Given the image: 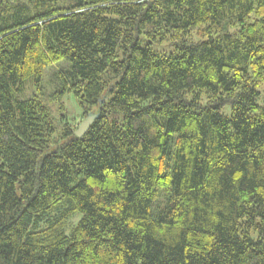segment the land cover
I'll return each instance as SVG.
<instances>
[{
    "label": "trees",
    "instance_id": "obj_1",
    "mask_svg": "<svg viewBox=\"0 0 264 264\" xmlns=\"http://www.w3.org/2000/svg\"><path fill=\"white\" fill-rule=\"evenodd\" d=\"M0 264H264V0H0Z\"/></svg>",
    "mask_w": 264,
    "mask_h": 264
},
{
    "label": "rangeland",
    "instance_id": "obj_2",
    "mask_svg": "<svg viewBox=\"0 0 264 264\" xmlns=\"http://www.w3.org/2000/svg\"><path fill=\"white\" fill-rule=\"evenodd\" d=\"M145 42L142 41L141 44ZM152 50L170 54L176 52V49L167 41L162 42H153L151 45ZM50 67L45 69L43 75L38 84L39 89L32 85L28 88L22 96H31L33 94L39 96L44 103L51 109L52 116L55 119L56 123H63L68 121L71 125H74L76 128L79 126L80 122L83 120L80 116V107L78 106L76 100L73 98L72 94L65 92L61 95V98L58 100L55 97H52V94L55 92V79H51L50 76ZM261 91V88H259ZM231 108L230 105H226L223 108V113L230 115ZM64 115V116H62ZM66 120V121H65ZM78 216H75L73 219L74 222L78 220Z\"/></svg>",
    "mask_w": 264,
    "mask_h": 264
},
{
    "label": "water",
    "instance_id": "obj_3",
    "mask_svg": "<svg viewBox=\"0 0 264 264\" xmlns=\"http://www.w3.org/2000/svg\"><path fill=\"white\" fill-rule=\"evenodd\" d=\"M98 118V113L89 112L86 117L80 122L79 126L75 129L74 134L81 137L86 130L90 127L94 120Z\"/></svg>",
    "mask_w": 264,
    "mask_h": 264
}]
</instances>
